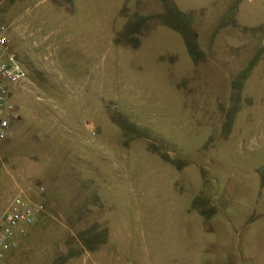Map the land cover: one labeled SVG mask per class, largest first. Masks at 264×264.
Masks as SVG:
<instances>
[{
	"label": "rangeland",
	"instance_id": "rangeland-1",
	"mask_svg": "<svg viewBox=\"0 0 264 264\" xmlns=\"http://www.w3.org/2000/svg\"><path fill=\"white\" fill-rule=\"evenodd\" d=\"M0 27L32 66L0 217L17 195L43 206L0 264H232L234 240L257 264L264 0H0Z\"/></svg>",
	"mask_w": 264,
	"mask_h": 264
},
{
	"label": "built area",
	"instance_id": "built-area-1",
	"mask_svg": "<svg viewBox=\"0 0 264 264\" xmlns=\"http://www.w3.org/2000/svg\"><path fill=\"white\" fill-rule=\"evenodd\" d=\"M5 31V27H0V46L4 49V53L0 54V142L11 137V121L20 118L11 103V88L20 84L26 77L24 69L15 57L6 55L8 40ZM3 55L6 58H3ZM43 190L41 187L40 191ZM42 210V205L34 204L21 195L10 200L6 211L0 217V260L19 246L27 228Z\"/></svg>",
	"mask_w": 264,
	"mask_h": 264
},
{
	"label": "crops",
	"instance_id": "crops-1",
	"mask_svg": "<svg viewBox=\"0 0 264 264\" xmlns=\"http://www.w3.org/2000/svg\"><path fill=\"white\" fill-rule=\"evenodd\" d=\"M245 1L252 3L255 0H245ZM257 51H258V54H260V52H264V45L260 46ZM13 56L15 57V59L21 60L22 64H20V65L23 69L26 67V69L28 68V73L31 72L30 67H32V66L28 65V61L25 58H23L22 55H20V53H19V56L14 53ZM32 72H33L32 74H35V76L37 77L36 79H38V73L34 72V71H32ZM33 84H36V81H34ZM262 120H264V116H262ZM245 131L247 134H249L248 138H249L250 142L260 143L259 140H264V127H262V126L255 125V127L249 128V129L247 128V130H245ZM249 228L251 231V236H249V234L247 233L246 237L244 238L245 250H244V253L241 254L242 255V261L248 260V261L252 262L253 259H256L257 264H264V224H261L260 226H258V228H255V227L251 228V226L249 225ZM239 242H241L240 239H239ZM232 246H233V248L231 249V253H229V256H228V260H229L228 262L233 260L232 264H237L238 261H236L237 259H235L236 258V251L234 249V247L236 246L235 240L232 242ZM224 249L220 245H218V247H217V250L220 252H222ZM250 251H251L252 255H249ZM213 264H219V263H216V261H214Z\"/></svg>",
	"mask_w": 264,
	"mask_h": 264
},
{
	"label": "water",
	"instance_id": "water-1",
	"mask_svg": "<svg viewBox=\"0 0 264 264\" xmlns=\"http://www.w3.org/2000/svg\"><path fill=\"white\" fill-rule=\"evenodd\" d=\"M61 250L62 252H65L66 251V247L64 245L61 246Z\"/></svg>",
	"mask_w": 264,
	"mask_h": 264
},
{
	"label": "flooded vegetation",
	"instance_id": "flooded-vegetation-1",
	"mask_svg": "<svg viewBox=\"0 0 264 264\" xmlns=\"http://www.w3.org/2000/svg\"><path fill=\"white\" fill-rule=\"evenodd\" d=\"M17 60V59H16ZM18 61V60H17Z\"/></svg>",
	"mask_w": 264,
	"mask_h": 264
}]
</instances>
